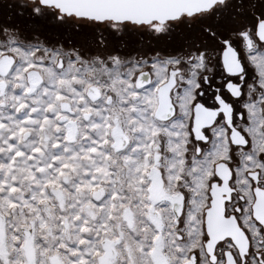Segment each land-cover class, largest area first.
<instances>
[{"label": "snow or ice", "instance_id": "6c2138e0", "mask_svg": "<svg viewBox=\"0 0 264 264\" xmlns=\"http://www.w3.org/2000/svg\"><path fill=\"white\" fill-rule=\"evenodd\" d=\"M0 264H264V0H0Z\"/></svg>", "mask_w": 264, "mask_h": 264}]
</instances>
